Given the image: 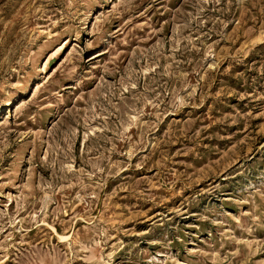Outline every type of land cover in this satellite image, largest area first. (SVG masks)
<instances>
[{
    "label": "rangeland",
    "instance_id": "374dc122",
    "mask_svg": "<svg viewBox=\"0 0 264 264\" xmlns=\"http://www.w3.org/2000/svg\"><path fill=\"white\" fill-rule=\"evenodd\" d=\"M0 264H264V0H0Z\"/></svg>",
    "mask_w": 264,
    "mask_h": 264
}]
</instances>
